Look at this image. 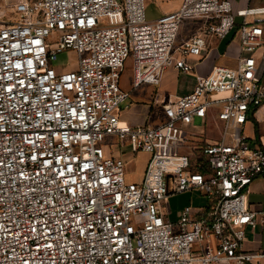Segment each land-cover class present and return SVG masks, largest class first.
<instances>
[{
  "label": "built area",
  "instance_id": "2783aa9c",
  "mask_svg": "<svg viewBox=\"0 0 264 264\" xmlns=\"http://www.w3.org/2000/svg\"><path fill=\"white\" fill-rule=\"evenodd\" d=\"M11 1L14 18L0 23V264H264V248H244L264 213L247 202L264 145L243 133L252 114L264 118L253 55L264 58V5L181 0L148 21L144 0ZM237 17L246 55L234 67L196 76L191 92L161 104L156 125L120 121L127 60L133 86L157 84L171 60L191 72L187 58L205 56ZM183 21L198 28L178 42ZM63 50L76 54L73 69L52 65ZM213 108L220 136L198 143L188 126ZM107 136L149 153L141 181H125ZM192 190L207 209L187 205L169 220L162 203Z\"/></svg>",
  "mask_w": 264,
  "mask_h": 264
},
{
  "label": "crops",
  "instance_id": "0c3cea01",
  "mask_svg": "<svg viewBox=\"0 0 264 264\" xmlns=\"http://www.w3.org/2000/svg\"><path fill=\"white\" fill-rule=\"evenodd\" d=\"M231 1L234 9L239 8L234 0ZM244 3L245 5L240 7L263 6L264 0H245ZM179 5L180 3L177 6L171 7L170 9H166L165 12L175 10ZM240 22V18H235L234 27L226 34L225 37L213 40L206 51H204V53H206L205 56L200 59L187 58V63L192 66L191 72L186 73L180 71L174 66V60H171L163 71L157 84L141 83L137 86H133L132 65L131 61L127 60L120 80L122 89L128 92L127 97L123 101L126 102L123 107H126L127 113L126 115H121L122 108H120V121L133 126L156 125L163 119V110L161 108V104L168 101H173L178 97L191 92L195 86L196 76L206 75L213 67L218 65L234 67L237 63L238 57L246 55V52L241 51L239 47ZM188 26H191V29L189 30L191 33L197 30L198 23L193 22ZM190 33H184L182 31L179 32L177 38L178 42L185 39ZM253 55L257 61V74L264 82V58L261 56L260 48H257L253 52ZM180 78L182 81L181 84L179 82ZM246 124H248L249 128V133L246 134L248 140L250 142H256L258 144L264 145L263 114L260 111L252 114ZM201 125L202 128H200L201 130H199V132L202 133V137H199L200 141L198 143H202L204 141H214L219 138L220 132L223 128V122L217 118L216 109L213 108L208 111L207 116ZM255 127H257V137H255ZM191 147L192 145L182 150L184 152H190L193 148ZM147 160L144 163L140 179L136 182L141 181L143 178ZM202 196L203 199H199L197 201L199 203H197L196 206L189 205L197 215L202 214L208 206V199L203 194ZM250 196L253 198V200H255L253 202L257 203L250 202ZM247 202L250 209L253 211H264V176H258L250 183L249 193L247 194ZM260 219H262L263 222H261ZM257 220L258 223L254 228L249 226L245 228L246 239L244 241V248L246 250H257L264 248V213L257 214Z\"/></svg>",
  "mask_w": 264,
  "mask_h": 264
},
{
  "label": "rangeland",
  "instance_id": "374dc122",
  "mask_svg": "<svg viewBox=\"0 0 264 264\" xmlns=\"http://www.w3.org/2000/svg\"><path fill=\"white\" fill-rule=\"evenodd\" d=\"M181 0H144L145 4V19L150 21L156 19L163 13H166V9H170L171 7L177 6ZM237 6H244L245 0H234ZM11 0H0V23L9 21L14 18V13L11 7ZM169 12V11H168ZM193 22L191 21H183L179 27V32H189L191 26H188ZM178 38V34H177ZM76 54L70 50H63L56 55V58L53 60L52 65L56 68L60 69H73L75 67ZM189 73V72H187ZM181 84V78L179 80ZM186 83V81H185ZM126 102H122L119 107L122 108L121 115H126L127 110L123 105ZM120 113V111H119ZM201 123L199 119H195L193 121V125L188 126L189 128H193L199 132L201 130ZM248 124H245L243 128V133L246 135L249 132ZM217 140V139H216ZM215 141V140H214ZM103 144L109 147V151L111 150L112 156H121L124 163V173H125V181L126 182H136L140 179L141 172L143 170V166L145 161L149 158V153L143 151L133 152L131 150L130 145L125 140H119L116 137L107 136L103 140ZM202 194L197 190H193L192 192H183L179 194H174L167 198L165 202L162 203V212L166 215L170 220H176L179 217L180 210L185 205L196 206L199 199L202 200ZM253 198L250 196V202H253ZM263 203V202H262Z\"/></svg>",
  "mask_w": 264,
  "mask_h": 264
},
{
  "label": "trees",
  "instance_id": "16d2710c",
  "mask_svg": "<svg viewBox=\"0 0 264 264\" xmlns=\"http://www.w3.org/2000/svg\"><path fill=\"white\" fill-rule=\"evenodd\" d=\"M257 127H255V137H257Z\"/></svg>",
  "mask_w": 264,
  "mask_h": 264
}]
</instances>
